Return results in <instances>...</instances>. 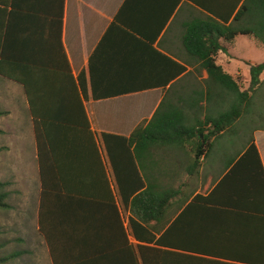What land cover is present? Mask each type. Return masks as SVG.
<instances>
[{
    "label": "crops",
    "instance_id": "obj_1",
    "mask_svg": "<svg viewBox=\"0 0 264 264\" xmlns=\"http://www.w3.org/2000/svg\"><path fill=\"white\" fill-rule=\"evenodd\" d=\"M244 1L0 0V111L4 113L0 114V143L3 151L17 156L19 166L13 163L10 170L17 177L31 181L37 172L31 193L37 194L33 238L35 232L40 237L42 213L48 217L55 253L62 259L73 250L65 243L68 230L72 234L77 229L66 210L53 211L54 202L48 198H55L53 192H45L42 198L36 130L21 80L31 83L35 112L49 111L42 109L46 99L52 112L78 113L82 101L93 131L86 155L100 156L114 198V205L108 207L116 219L100 216L92 225L100 229L104 250L99 258L111 254L113 264H130L124 259L131 253L128 240L136 254L138 244L160 249L149 253L151 264H264V175L251 164L254 158L241 161L253 143L264 170V105L257 106L256 115L243 128L216 132L211 120L228 110L239 95L211 78L182 41L183 24L192 17L209 15L230 24ZM251 21L245 17L236 25ZM252 36L222 38L223 49L215 57L240 91L250 88L251 66L264 62V45ZM250 37L257 43L250 45L261 51L258 58L246 51L245 40ZM260 83L264 71L257 89ZM256 91L252 94L264 103V90ZM60 99L73 103L59 111ZM25 114L30 116L29 127ZM139 126L151 128L140 150L143 171L134 159L140 177L146 184L145 177L151 182L157 179L161 188L183 192V198L179 194L171 202L176 210L172 220L155 232L160 244L134 236L130 206L120 195L103 138L104 133L128 137ZM132 174L135 177L133 170ZM181 178L180 185L174 186L173 181ZM5 182L8 206L2 209H13L9 201L13 191L7 189L12 181ZM96 241L98 235L90 239ZM18 251L22 255L15 260L24 259L26 264L31 251Z\"/></svg>",
    "mask_w": 264,
    "mask_h": 264
},
{
    "label": "trees",
    "instance_id": "obj_2",
    "mask_svg": "<svg viewBox=\"0 0 264 264\" xmlns=\"http://www.w3.org/2000/svg\"><path fill=\"white\" fill-rule=\"evenodd\" d=\"M245 17H250L252 21L237 26L236 23ZM239 34L253 35L264 45V0H245L230 24L209 15L194 16L183 24L182 41L187 52L202 61L201 66L208 71L211 78H218L221 83L239 95L228 110L211 120L217 129L216 132L231 129L239 122L243 123L242 115L248 113L244 111H247L254 100L250 91L257 85L259 73L264 70V62L252 65L251 87L240 91L238 83L216 64L215 57L218 51L223 49L222 38L230 41ZM8 76L18 80L13 74ZM20 82L26 86L36 130L42 198L45 197L43 196L45 192H53L55 198L48 196L50 201L54 202L53 211H56V208L57 211L64 209L65 212L66 210L68 217H71L70 222L74 231L77 229V232L72 234L68 230L67 234L70 236H67L65 243L73 250L66 251L64 257L60 259L52 245L48 217L43 218L41 213L40 232L48 242L53 264H113L111 254L99 258L100 252L104 250L100 244V229L92 228L100 216H104L108 221L111 217L114 220L116 218L111 214L112 208L110 210L108 207V204L111 207L114 205V198L104 164L100 156L86 155V148L90 145L89 140L92 138L93 131L82 101L79 100L80 112L78 113L52 112V104L46 99L42 103V109L49 111L35 112L33 110L37 111V108L35 109V102L31 97V86L29 87L31 83L22 80ZM60 100L59 111L68 109L67 104L73 103L72 99ZM0 114L4 113L0 111ZM150 131V126L148 128L139 126L128 137L104 133L103 138L116 173L120 195L123 202L130 206L132 213L130 225L134 236L142 242L146 239L148 242L160 244L161 240L155 241V232L161 231L172 220L173 212L175 213L176 210L171 209V202L176 201L179 194L183 198L181 194L183 192L174 187L161 188L157 179L151 182L145 177L146 184L140 177L134 159L136 158L139 168L143 171L145 163L141 160L140 150L145 142V136ZM252 140L253 138L250 139ZM201 152V150L198 152V157L201 156ZM251 158H254L251 164L264 175L258 150L253 143L241 161ZM129 163L132 164L131 169L128 166ZM6 185L7 182L0 181V208L8 206L6 202L8 193L3 190ZM56 228L61 227L56 226ZM97 235L98 243L90 242V239ZM58 237L65 238L60 233ZM125 238L127 239L126 236ZM127 249L131 253L124 259L130 264H151L149 253L160 250L157 247L138 244L136 254L128 240ZM95 252L96 255H94ZM21 255L22 251H13L3 258L0 257V264L2 261L15 259Z\"/></svg>",
    "mask_w": 264,
    "mask_h": 264
},
{
    "label": "rangeland",
    "instance_id": "obj_3",
    "mask_svg": "<svg viewBox=\"0 0 264 264\" xmlns=\"http://www.w3.org/2000/svg\"><path fill=\"white\" fill-rule=\"evenodd\" d=\"M252 37L245 40L247 47L246 51L254 58H258L261 51L259 50V48H255L253 47V45H250L249 42H251L252 44L256 43ZM255 45H257V43ZM261 49L264 51L263 46H261ZM261 73H259L258 78L260 77ZM255 88L257 89V86H255L250 92H255ZM258 90H264V83H260L257 91ZM258 105L263 106L264 103L262 100H258L256 96H254V100L252 101L251 106L247 109V111H244L248 112L247 119L244 120L243 123L239 122L235 124L229 132L234 133L237 127L240 128L244 123H249L250 118L253 115H256L255 110ZM242 116L244 117L245 115ZM29 118V114H25L24 122L26 123V127H29ZM29 124L31 126V123ZM1 147H3V145L0 143V181H12V183L7 186V189L13 191L11 195L12 198L10 197L11 199L9 200L10 204L13 205V209L4 210L0 208V243H2V245L0 246V257L11 253V251L29 249L31 251V254L29 255V257H27L29 260H27L28 262H26V264H52L51 256L43 235L40 234L39 239H37L36 237L38 236H36L37 233L35 232V238H33V223H35L36 221L37 211V194L35 193L34 196H32L33 194L31 193H33L32 187L35 186L36 189L37 172L33 176L34 178L32 177V180L35 181V185L33 184L32 180L29 181V178L27 179L26 177H24L23 179L22 177H17V174L15 172L10 171L13 169V163H15V166H19V163L15 162L17 160V156L10 153L8 150L3 151ZM31 148L33 147L31 146ZM183 180V178L175 179L173 181V185L178 186ZM28 189H30L31 192H29ZM28 193L31 194L30 199L27 197L29 196ZM33 211L35 212L34 218L32 216ZM23 263H25L24 259H21L19 261L17 259H14V261L10 262L9 264Z\"/></svg>",
    "mask_w": 264,
    "mask_h": 264
}]
</instances>
